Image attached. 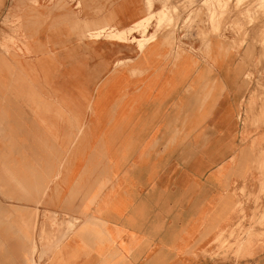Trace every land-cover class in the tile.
Here are the masks:
<instances>
[{
  "label": "crops",
  "instance_id": "obj_1",
  "mask_svg": "<svg viewBox=\"0 0 264 264\" xmlns=\"http://www.w3.org/2000/svg\"><path fill=\"white\" fill-rule=\"evenodd\" d=\"M26 1L19 0L21 19L64 14L56 3L66 0H36L31 10ZM163 4L82 0L69 7L81 21L125 29ZM11 13V0H0V17ZM63 26L52 33L69 35L66 46L6 56L28 76L14 94L0 90L21 103L4 109L5 128L20 133L0 142V264H264V236H244L250 246L237 263L216 247L240 219L242 195L264 193L257 28H247L246 40L226 31L204 41L180 23L143 52L137 43L101 41L93 55ZM46 27L36 26L42 35ZM39 44L48 46L32 43ZM77 130V146L88 153L75 157ZM60 177L72 181L69 188L55 189ZM254 208L244 200L249 218Z\"/></svg>",
  "mask_w": 264,
  "mask_h": 264
},
{
  "label": "rangeland",
  "instance_id": "obj_2",
  "mask_svg": "<svg viewBox=\"0 0 264 264\" xmlns=\"http://www.w3.org/2000/svg\"><path fill=\"white\" fill-rule=\"evenodd\" d=\"M55 1L46 0L45 6L53 5ZM82 5V0H66L56 3V10L63 11L64 14L60 17L45 18L44 22L41 19H36L32 17L20 18L19 17V0H11L12 13L7 18L3 16L0 17V78L2 76L10 75L14 79L5 80L3 82L0 80V90H8L12 94L16 90L22 88L21 86L27 82V76L25 72L22 71L23 66L10 65L7 61L6 56L15 58L17 53L22 54H38V53H48L53 50L54 45L65 46L67 45V40L69 35L66 34H53V27L55 24L64 25V30L71 29L74 36L78 42H82L84 47L91 54H96L99 48L98 43L101 41L107 42H121V43H137L138 40L149 35V29L154 24L155 31L153 34L156 35L161 30L171 32L172 34L177 32L178 26L182 23L183 28L196 29L204 41H207L211 36L222 35L223 32L233 31L243 40L249 37V33H246L251 28H257L256 39L260 46L262 47V55L260 66L264 68V0H181L172 1L164 0L162 9L158 11H151L149 15L140 21H137L132 26L125 29H118L116 27H108L105 25H99L96 23H89L81 21L77 18L76 13L71 10L69 5L74 8ZM37 5L36 0H27L26 8L31 10ZM162 12H165L163 14ZM35 12L31 13L34 15ZM30 15V14H29ZM150 20L148 28L144 31L143 27L139 26L141 22H146ZM50 21V22H48ZM47 22V23H46ZM37 24L47 25L45 29L49 31L48 34L42 35L37 30ZM120 34L119 37H114L110 40L107 37L112 33ZM140 37H137L136 35ZM156 37L152 40L154 41ZM44 42L48 46L43 48V45H32L33 42ZM66 41V43H65ZM149 44V43H148ZM137 48L140 50L139 46ZM146 46L143 50H145ZM171 52H175V57L179 56L180 49H172ZM125 61V60H124ZM123 61H117L116 64L122 63ZM63 68V67H61ZM85 67L77 66L76 70L79 72ZM264 71V69H263ZM28 73L34 75L35 71L31 70ZM36 76V75H35ZM8 78V77H7ZM32 86L35 92V84H29ZM28 86V85H27ZM29 88V87H28ZM83 88V85H82ZM264 89V87H262ZM83 93H88L84 88ZM85 95V94H84ZM24 97V96H23ZM26 98L24 97V100ZM26 102V101H24ZM27 103V102H26ZM20 103L19 97H0V142L3 143L5 137L10 138V136H17L20 130L18 128H5L3 124L4 109L6 107L14 109ZM36 105L35 102H32ZM24 105V104H23ZM42 103L40 102V105ZM82 120L81 117H77L76 121ZM82 130H77V140L75 146L70 147L71 152L75 157L82 155L83 152L88 153V149L84 147L82 143H77L80 138H82ZM3 144L0 147V154H3ZM9 148V146H8ZM68 147H63V151L67 150ZM94 153V150L91 151ZM72 164L75 166V173L77 174L81 163L79 161H74ZM67 168V164L63 163L61 170ZM98 174V170L94 172ZM61 176V175H60ZM73 182H76L78 186L79 183L83 182L82 175L76 177ZM59 188L55 189H67L72 184V181H68L65 178L60 177L58 180ZM60 197L63 195L60 194ZM98 196V189L92 190V201H94ZM51 199V195L49 196ZM1 198V197H0ZM3 200V199H2ZM244 200L252 201L255 203V208L253 210L252 217L249 218L243 209ZM241 209V216L237 223L227 231H222L220 235L222 236L220 242L216 245L217 250L223 253V258L233 257L234 262H241L244 257V251L250 246L249 243H245L244 236L249 239L253 236H264V193L258 195L245 196L242 195V199L238 203ZM69 229H73L74 226L69 224ZM233 241V242H232ZM241 242V244H239ZM244 242V243H242ZM244 244V245H243ZM243 245V246H241ZM237 249V251H236ZM241 249V250H240Z\"/></svg>",
  "mask_w": 264,
  "mask_h": 264
},
{
  "label": "bare ground",
  "instance_id": "obj_3",
  "mask_svg": "<svg viewBox=\"0 0 264 264\" xmlns=\"http://www.w3.org/2000/svg\"><path fill=\"white\" fill-rule=\"evenodd\" d=\"M162 13L165 14V12H162ZM149 22H150V20H147L146 22H141V23L139 24V26L143 27L144 31H146L147 28H148ZM119 36H120V34L112 32V33L107 37V39L110 40V39H112V38H114V37H119ZM155 37H156V35H152V37H150V36H146V37H143L142 39H139V40H138V44H137V45L139 46V48H140V50L138 49L139 52H143V51H144V50H143L144 47L147 46V44L150 43ZM136 47H137V46H136ZM242 243H244V242H242ZM239 244H241V242H240ZM243 245H244V244H243ZM243 245H241V246H243ZM240 250H241V249H240ZM236 251H237V249H236Z\"/></svg>",
  "mask_w": 264,
  "mask_h": 264
}]
</instances>
